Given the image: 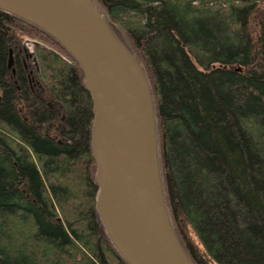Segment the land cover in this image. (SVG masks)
<instances>
[{
    "label": "trees",
    "instance_id": "1",
    "mask_svg": "<svg viewBox=\"0 0 264 264\" xmlns=\"http://www.w3.org/2000/svg\"><path fill=\"white\" fill-rule=\"evenodd\" d=\"M97 2L150 85L184 250L195 264H264V0ZM16 32L43 43L41 95ZM91 121L77 62L0 10V264H127L97 214Z\"/></svg>",
    "mask_w": 264,
    "mask_h": 264
},
{
    "label": "water",
    "instance_id": "2",
    "mask_svg": "<svg viewBox=\"0 0 264 264\" xmlns=\"http://www.w3.org/2000/svg\"><path fill=\"white\" fill-rule=\"evenodd\" d=\"M77 62L92 102L95 206L127 264H195L171 221L150 85L97 0H0Z\"/></svg>",
    "mask_w": 264,
    "mask_h": 264
},
{
    "label": "rangeland",
    "instance_id": "3",
    "mask_svg": "<svg viewBox=\"0 0 264 264\" xmlns=\"http://www.w3.org/2000/svg\"><path fill=\"white\" fill-rule=\"evenodd\" d=\"M114 29H116L118 35L125 41L128 42V39L125 33L120 30L117 25H113ZM17 36V44L20 48V58L27 72L30 74V77L34 79V88L35 92L41 95V85L38 83L39 80V68L38 62L34 54L33 47L35 44H42V42L38 41L35 37H30L28 35L22 34L20 32H16ZM129 43V42H128Z\"/></svg>",
    "mask_w": 264,
    "mask_h": 264
}]
</instances>
